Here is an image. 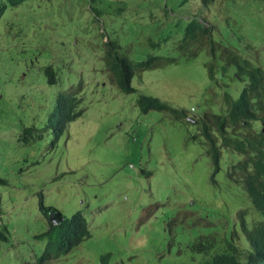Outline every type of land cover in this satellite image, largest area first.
<instances>
[{
  "label": "rangeland",
  "instance_id": "rangeland-1",
  "mask_svg": "<svg viewBox=\"0 0 264 264\" xmlns=\"http://www.w3.org/2000/svg\"><path fill=\"white\" fill-rule=\"evenodd\" d=\"M118 1L126 6L122 13L117 17L112 14L119 12L106 13L97 24L105 30L114 19L108 34L119 41L122 53L134 61L150 53L178 57L173 63L136 70L132 92H122L108 76L96 52L102 46L99 36L96 40L93 34L69 36L62 31L51 39L45 36L54 30L51 22L52 27L43 24L45 32L34 27L30 42L23 46L29 37L22 30H0V226L7 227V237L0 239V264H199L200 253L186 247L184 240L186 224L194 227L192 212L224 221L235 206L246 205V196L226 176L223 157L216 182L211 181V162L195 122L175 119L163 110L143 112L136 104L142 92L184 108L189 115L220 111L223 92L237 97L243 81L211 80L205 67L207 49L194 55L180 47L183 25L175 26L178 20L165 15L162 0ZM242 1L213 6L214 35L264 54V1L247 10L250 16L240 14ZM36 5L39 25L59 17L54 13L46 18L53 9H41L45 3L40 1ZM209 11L200 14L208 17ZM77 13L91 20L86 7ZM70 33H76L73 27ZM74 41L88 42L82 62ZM83 48L78 46L79 51ZM49 62L66 66L59 71L64 88L48 83L44 65ZM74 84L82 85L78 96L84 111L56 137L57 93ZM48 119L55 129L44 128ZM40 194L45 205L68 217L81 210L90 230L63 256L44 263L38 259L47 239L36 234L49 222L39 207Z\"/></svg>",
  "mask_w": 264,
  "mask_h": 264
},
{
  "label": "trees",
  "instance_id": "trees-1",
  "mask_svg": "<svg viewBox=\"0 0 264 264\" xmlns=\"http://www.w3.org/2000/svg\"><path fill=\"white\" fill-rule=\"evenodd\" d=\"M24 1L28 4V8L18 21L20 26L38 25L39 17L35 12L38 10L36 4L40 1L45 3V7L41 9H53V13L45 14L46 18L54 13L59 14L57 18H49L54 21L51 35H47L45 30L41 29L44 30L45 36H52L50 37L52 39L54 34L62 31H66L69 36L78 33L93 34L96 40L99 36L100 40L97 42L102 41V46L98 47L97 51L110 74L111 81L122 92L135 90L131 80L136 70L160 67L178 59L175 55L150 53L145 59L134 61L122 53L119 41L108 34L114 19L109 21L105 30H101L102 25L97 24L106 18V13L119 12L117 15L112 14L113 17L122 13L126 6L124 7V4L119 3L118 0H0V17L6 8ZM169 1L172 4H169ZM175 1L162 0V7L166 16H171V11L179 13L176 18L178 23L175 26L181 23L184 31L180 47L194 55L206 48L208 59L205 67L209 78L216 82L221 77L238 79L243 81V87L237 97H233L229 91L223 92L220 111L206 110L203 114L191 118L186 109L176 107L158 96L138 93L136 104L143 112L149 109L164 110L175 119L195 122L211 162V181L216 182L215 175L221 170L223 157L227 165L226 176L236 183L234 186L246 196L245 208L239 209V204L235 206L229 211L222 224L210 222L197 224L194 229L196 235L190 240L189 249L200 253L199 256L202 255L203 264H264V54L256 53L249 45L226 44L224 40L214 35L217 23L213 18L217 14L212 8L221 5L225 0L220 2L196 0L195 4L186 3L188 0H177V4ZM114 2L115 7L110 10ZM70 5L72 9L68 12L66 8ZM75 7L77 9L72 12ZM81 7H86L87 11H90L91 20L86 21L80 13H77ZM243 7L240 14L254 6L246 0V5ZM206 8L210 11L208 17H203L200 13ZM248 14L250 16V13ZM262 16L264 17V14ZM32 19L36 24H33ZM261 20L258 23H261ZM5 21L12 25L10 21ZM158 21L154 23H159ZM52 24L48 27H52ZM72 27L76 31L74 34L70 33ZM261 27L264 28V25ZM78 43L84 45L78 53V58L82 62L86 58L83 50L87 48L88 42ZM151 43L155 45V42ZM65 68L62 66L56 69L55 81H53L54 68L48 63L45 66L48 82L61 86V81L57 82V70L63 72ZM81 86L79 84L60 89L57 93L56 137L71 120L83 112L80 104L82 97L78 96ZM44 127H54L53 121L48 119ZM26 131L31 132L29 128H26ZM234 193L240 199L239 192ZM39 204L46 216H57L58 210L52 206H45L41 195ZM248 209L251 212L247 213ZM6 231L5 225L0 226V239L7 237ZM89 234L86 218L81 211H76L71 217L65 216L57 223H51L50 228L36 235L37 238L45 236L48 238L39 262L44 263L67 253ZM169 235H172L170 229ZM54 238L56 241L52 243Z\"/></svg>",
  "mask_w": 264,
  "mask_h": 264
},
{
  "label": "clouds",
  "instance_id": "clouds-1",
  "mask_svg": "<svg viewBox=\"0 0 264 264\" xmlns=\"http://www.w3.org/2000/svg\"><path fill=\"white\" fill-rule=\"evenodd\" d=\"M252 4H253V6L254 7H259V2H261L262 0H249ZM264 1V0H263ZM192 2H194V0H188L186 3H189V4H191ZM195 3V2H194ZM242 4H243V6H245L246 5V0H243L242 2H241ZM128 5V4H127ZM27 8H28V4L24 1V2H19V3H17V4H14V5H12V6H10L9 8H6L5 9V11H4V13L1 15V17H0V30H2V29H6L7 31H11V30H13L14 28H16V29H18V30H22V35H24V37L26 38V37H29L27 40L25 39L24 40V42H23V46H25V45H27V44H25V43H29L30 42V40H31V34H32V29L34 28V27H37V26H31V27H28V26H26V27H23V26H20L19 24H18V21H19V19L22 17V15H23V13L27 10ZM163 8V7H162ZM8 9H11V11H10V13H8V15H7V17L6 18H4V15H5V13H6V11L8 10ZM152 15V14H151ZM170 17H173V18H177V15L176 14H174V13H172V11H171V16ZM3 19V20H2ZM5 20H8V21H10L11 23H12V25H9ZM47 21L48 22H46V23H40V25L38 24V27H39V30H41V29H43L42 28V26H43V24H44V26H46V27H48V25H50L51 24V22L53 23L54 21L52 20V19H47ZM178 22H174V24H177ZM21 27H19V26ZM224 25H226V24H224ZM227 26V25H226ZM26 28H28V29H30V30H25ZM33 33H34V31H33ZM223 40V39H222ZM226 44H229V45H231L232 43H230V42H226ZM72 45H75V50H76V52H77V54L79 53V50H78V46H79V43L77 42V41H74L73 42V44ZM11 46V45H10ZM10 46H8V47H5V49H8ZM22 46V47H23ZM121 46V45H120ZM97 50H98V47L96 48ZM121 49V48H120ZM49 49L47 48V50L46 51H48ZM97 53H99L98 51H96ZM51 57V60L50 61H53V57H54V53L52 52V56H50ZM68 56L66 55L64 58L66 59ZM78 60H79V58H77ZM86 59V58H85ZM31 60V62H33V58H31L30 59ZM24 61H26V59H23V62ZM103 62V61H102ZM49 63H51V62H49ZM55 65H56V63L55 62H53ZM48 64V63H47ZM47 64H45L44 65V72H45V66L47 65ZM52 64V63H51ZM52 66H53V64H52ZM62 66H65V65H56V67H54L53 66V72H52V77H53V81H55V72H56V69H58L59 67H62ZM66 67V66H65ZM108 73V72H107ZM47 76V81H49L48 80V75H46ZM108 76H109V74H108ZM57 82H59V71L57 70ZM49 83V82H48ZM50 84H53V83H50ZM74 85H77V84H74ZM74 85H72V86H74ZM79 85V84H78ZM60 87H63L64 88V85H61ZM71 87V86H70ZM140 93H142V92H140ZM145 94V93H144ZM163 100V99H162ZM166 101V100H165ZM57 106H58V104H57ZM83 108V111H84V107H82ZM150 110V109H149ZM158 110V109H157ZM164 111V110H163ZM209 111H211V110H209ZM146 112V111H145ZM83 113V112H82ZM192 116H197V114H194V115H189V118H191ZM44 128H46V127H44ZM54 129H55V126L53 127ZM25 130H26V128H25ZM56 135V134H55ZM193 136H195V137H197V135H193ZM195 137H193V138H195ZM198 137L200 138V140H201V142L203 143V138L199 135V131H198ZM207 154V153H206ZM229 182L231 183V184H233V185H236V183H234V182H232L231 180H229ZM237 188V187H236ZM41 195V194H40ZM41 197H42V195H41ZM40 200V199H39ZM45 206H51V205H45ZM221 206V205H220ZM227 206V205H226ZM239 206V208H240V204L238 205ZM39 207H40V204H39ZM53 207V206H52ZM53 208H55V207H53ZM245 208V207H244ZM57 209V208H56ZM224 209V208H223ZM40 210H41V208H40ZM58 210V209H57ZM42 211V210H41ZM77 211H81V210H77ZM58 212V214H57V216H55V217H53V216H47V218H48V222H49V226H48V228H50V226H51V223H57V222H59V221H61L66 215H64L62 212H60L59 210L57 211ZM76 212V211H75ZM74 212V213H75ZM82 212V211H81ZM44 213V212H43ZM193 214H194V220H193V225H194V227H193V229H192V226H191V224H186V226H185V232L187 233V235H185V238H184V240H186V243H187V245H186V247H188L189 248V242H190V240L192 239V238H194L195 237V235H196V233H195V231H194V229L196 228V225L197 224H203V222L205 223V222H210V223H213V224H218V223H223L224 221H216V220H214V219H208V218H204V217H202V216H200V215H197V214H195V212H192ZM45 214V213H44ZM84 215V214H83ZM66 217H68V216H66ZM71 217V216H70ZM86 218V217H85ZM86 221H87V219H86ZM87 227H88V222H87ZM47 228V229H48ZM46 229V230H47ZM89 229V228H88ZM90 231V230H89ZM188 231H192V233H193V236L192 237H190V235H189V233H188ZM41 233V232H40ZM37 235V234H36ZM90 235V234H89ZM88 237V236H87ZM37 238V237H36ZM42 238H46L47 239V243H48V238L45 236V237H42ZM56 241V240H55ZM47 243H46V245H47ZM55 243V242H54ZM78 244V243H77ZM46 247V246H45ZM45 249V248H44ZM44 251V250H43ZM196 252V251H195ZM64 255V254H63ZM63 255H60V256H58V257H55V258H59V257H61V256H63ZM108 254H103L102 256H104V257H106ZM53 259V258H52ZM39 260V259H38ZM197 263H199V264H203V257H202V255L201 256H199V254L197 255Z\"/></svg>",
  "mask_w": 264,
  "mask_h": 264
}]
</instances>
